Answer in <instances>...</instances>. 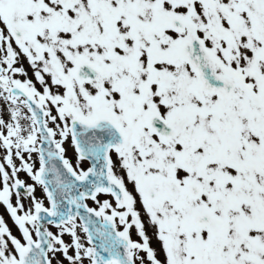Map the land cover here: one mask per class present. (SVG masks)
<instances>
[{"label": "snow or ice", "instance_id": "obj_1", "mask_svg": "<svg viewBox=\"0 0 264 264\" xmlns=\"http://www.w3.org/2000/svg\"><path fill=\"white\" fill-rule=\"evenodd\" d=\"M0 264H264V0H0Z\"/></svg>", "mask_w": 264, "mask_h": 264}, {"label": "rangeland", "instance_id": "obj_2", "mask_svg": "<svg viewBox=\"0 0 264 264\" xmlns=\"http://www.w3.org/2000/svg\"><path fill=\"white\" fill-rule=\"evenodd\" d=\"M70 156H71V152H70ZM37 195H40L39 190H38V192H37ZM5 219L7 220V222H8L10 225L12 224V221H11V220H8L7 217H5ZM13 230L15 231V229H13ZM149 234H151V233H149Z\"/></svg>", "mask_w": 264, "mask_h": 264}]
</instances>
